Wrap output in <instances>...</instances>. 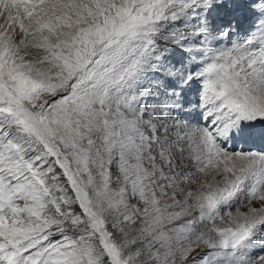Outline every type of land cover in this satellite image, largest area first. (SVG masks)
Returning a JSON list of instances; mask_svg holds the SVG:
<instances>
[{"label":"snow or ice","instance_id":"snow-or-ice-1","mask_svg":"<svg viewBox=\"0 0 264 264\" xmlns=\"http://www.w3.org/2000/svg\"><path fill=\"white\" fill-rule=\"evenodd\" d=\"M0 264H264V0H0Z\"/></svg>","mask_w":264,"mask_h":264}]
</instances>
